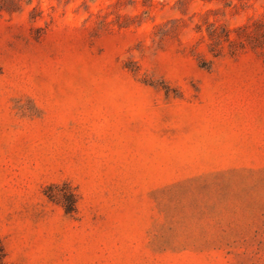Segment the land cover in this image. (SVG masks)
<instances>
[{
	"label": "rangeland",
	"instance_id": "rangeland-1",
	"mask_svg": "<svg viewBox=\"0 0 264 264\" xmlns=\"http://www.w3.org/2000/svg\"><path fill=\"white\" fill-rule=\"evenodd\" d=\"M20 1L0 16L6 264H264V0Z\"/></svg>",
	"mask_w": 264,
	"mask_h": 264
},
{
	"label": "trees",
	"instance_id": "trees-1",
	"mask_svg": "<svg viewBox=\"0 0 264 264\" xmlns=\"http://www.w3.org/2000/svg\"><path fill=\"white\" fill-rule=\"evenodd\" d=\"M22 7L21 1L20 0H0V16L4 12H16ZM210 37L212 39L217 38L220 40L217 32L215 29L213 31H210ZM225 36L227 37V40H230V31H228ZM75 200H76V195L72 191L69 193V203L70 205H66L65 209L68 213H73L75 212ZM0 264H6L5 262V254L2 248H0Z\"/></svg>",
	"mask_w": 264,
	"mask_h": 264
}]
</instances>
